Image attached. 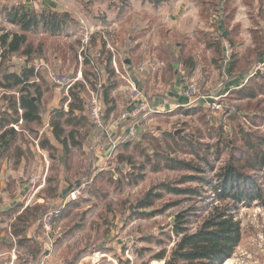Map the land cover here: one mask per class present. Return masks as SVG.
Returning a JSON list of instances; mask_svg holds the SVG:
<instances>
[{
  "label": "rangeland",
  "instance_id": "374dc122",
  "mask_svg": "<svg viewBox=\"0 0 264 264\" xmlns=\"http://www.w3.org/2000/svg\"><path fill=\"white\" fill-rule=\"evenodd\" d=\"M132 2L135 9L134 12L139 13L141 17V12H144V9L141 7L140 0ZM81 4L83 5V3ZM105 4L106 2L104 4L91 3L88 6L84 5V8L99 12V10L105 8ZM180 11L183 12V15L184 12L186 13V16H184L186 19L193 20L192 14H190L191 12L188 13L185 11L184 7L182 9L180 8ZM111 15V20H117L113 14ZM138 18H134L133 20H129L128 18L127 21H125L127 24H119V30L115 32L114 37L117 35H119V37L128 35L131 29L137 27L139 22ZM150 19L147 23L151 21ZM2 23L3 22L0 20V27H4ZM186 27L187 23H183L181 30H186ZM162 31H164V29ZM45 37L44 34L39 35L38 33L31 36L30 39L34 43H38L40 40L44 42ZM184 37L183 34H180L174 35L171 40L168 38L170 42V51L173 52V56L170 57L169 51L164 53L167 55L165 57L166 77L171 75V73L168 72V66L170 65L171 67V61H174L173 63L175 66L180 65L182 64L180 59H184L188 53H194V56L199 55L197 59L204 57L199 49L192 47L193 42H190V38L188 39L187 37V39H184ZM176 42H180V48L178 46L174 48ZM244 42L245 41L238 43V49L242 48L241 45L243 46ZM80 43L79 38L69 37L67 39H51L48 37L47 47L45 45L46 52H43L42 55L43 60L46 62L39 64V62L33 63V61L29 60L30 63H27L30 67L36 65L35 68L43 73L44 79L48 85L43 84V88L49 90L44 93L39 103V109L43 120L47 118V113L52 109L48 99H53L54 91L57 87L52 80V75H67L71 78L75 76L76 70L78 69V62L75 55ZM171 45H173V47ZM163 47L160 48L161 53L164 49ZM89 52H91L90 55H93L92 51ZM121 54L123 55L122 52ZM55 56L56 58H54ZM119 61L120 62L117 61V68L122 72L126 66H122L123 62L121 58ZM13 62L18 63L17 68L13 66V68L16 69L15 71L19 70V67L23 65L18 56L12 58L10 55L9 59L0 67V77L5 72L13 69L12 67H8V65H12ZM202 62L203 61H201V64ZM261 68L262 69L259 71L264 75V67ZM84 69L85 67H82V72ZM185 80V82L189 81L187 79ZM194 81L198 83L197 79ZM258 81L264 82V77H260L255 82ZM80 82L83 81L75 82L69 90L71 88L74 89L76 86H83V83ZM99 82L108 86V82L104 81V77H100ZM109 83H111L110 89L115 87L121 94H119V92L117 93L115 90V94L109 96L108 104L104 102L103 88L97 86L94 90L98 92L102 99L103 107H105V120L107 122L111 118L112 121H115L120 116L123 107H126L127 104L129 105L128 92L125 88V79L119 76L118 79L115 78L112 82L109 81ZM253 83L254 81L249 85H253ZM84 85L82 97L85 101V115H87L88 93L86 84L84 83ZM119 86H121V89ZM88 87L90 88V86ZM57 88L59 89H57V91L60 93L59 104L66 96V93L64 88ZM15 93V90L9 91L0 89V99L7 103L9 97L16 96L14 95ZM30 93L34 94L33 88H30ZM233 95L232 92L229 94V100H222L223 97H221L222 102L231 106L233 105V107L236 106V108H238L237 113L239 112V114H249V119L255 117V124H249L244 119L243 121L246 123L245 127L264 136V126L261 124L260 120V118L264 116V94L258 95L255 99L243 100H233V98L231 99ZM121 104L122 106L119 107ZM65 106L66 103L64 104V107ZM109 106H112L114 111L107 115L106 109ZM231 113L214 111L207 107H202L195 112H186L183 107L174 108L172 111L155 112L151 114L149 121L144 124V127L135 136L129 138L121 136V142L116 144L113 149L107 145V142L101 138V133L96 130L89 121L88 124L80 127L77 131L78 144L72 147L69 154H65L66 160L62 169V177L63 180L68 183L65 185L71 186L70 188L75 185H82L83 193L76 200L70 202L65 208H62L65 204L63 202L64 199L60 201L59 204L53 203L48 205V210L51 207V209L59 210V213L54 219V226L51 230L46 232L42 225H40L38 231L39 233L45 231L50 238H55V241L59 240L58 242L52 243L54 252L53 263L58 264L61 260L63 264L69 260L76 263V261L79 260L78 258L81 257L83 259V264H91L93 259L90 260V257H94L99 251L112 248V246L111 248L104 246L108 243L106 242L107 240L111 245H116L121 237L127 236L134 241L132 260L129 261L123 254L121 255L120 253L119 255L111 249L117 264H143L144 262L148 264H160V261H158L154 255L161 249H166L169 253L174 247L178 240V237L173 232L175 226L182 224V226L186 227L187 232H194L203 222L209 206L214 201L215 203H219V201L215 199L216 194L214 187L219 182V171L227 160L229 150H225V155L222 156L220 161L214 160L212 153H208V165L203 161L204 155L200 151V159L198 160L195 155L189 152L183 153L182 150L185 149L177 150L176 152L171 150L173 152L172 155H175L179 159L193 160L202 164L204 172L196 174L205 178V181L202 183L192 181L181 183V179L184 176L193 175L191 172L169 169H160L156 171L151 162H147L146 155L151 154L153 151L152 147H155V145L159 143H161V147H164L166 143H171L168 136H166L167 133H172L175 138L178 136L184 137V135L192 136L193 139H200V141L209 144L215 143L218 137L227 139V137H231L232 131L236 130L237 125L242 120V118H240V121L236 118L231 120L229 118L233 115ZM229 114L231 115L228 116ZM220 128L222 129L221 133H219ZM43 133H45V131H43ZM143 133H145L146 136L148 135V137L143 138ZM150 137L157 138L159 142L149 141ZM101 140L105 143L101 144ZM127 141L130 143L129 147L124 149L123 143ZM147 141L150 142V146L146 144ZM238 143H240V141L237 140L236 145L239 146ZM93 144H95V147L96 145L99 147L98 151L94 150ZM59 154H62L61 150H58L56 156ZM125 159H129L131 163L126 162ZM56 163L57 161H55V164ZM51 173L60 175V168L58 167L57 171H52ZM256 178V183L260 187V198L249 203L244 199L238 204V219L242 230V239L233 256L223 264H264V170L259 171ZM135 179H137L136 182ZM161 183L194 188L196 189V194L173 195L163 191L161 192L160 198L154 199L153 206L139 208L138 203L145 198L147 192L153 189L154 193H158L159 190L155 187ZM176 201L179 203L165 208V210L163 209L165 205ZM159 240H161L162 243H159ZM26 244L30 246L23 247L21 251L29 250V247L31 249L34 248L32 243ZM20 260L23 259L20 257Z\"/></svg>",
  "mask_w": 264,
  "mask_h": 264
},
{
  "label": "trees",
  "instance_id": "16d2710c",
  "mask_svg": "<svg viewBox=\"0 0 264 264\" xmlns=\"http://www.w3.org/2000/svg\"><path fill=\"white\" fill-rule=\"evenodd\" d=\"M197 1V4H201L203 10L208 11L207 15L213 12H218L219 14L220 7L228 11L226 15L228 20L232 18L234 14V7L232 4L235 0H223L221 3L219 2L220 0ZM242 1L249 9L254 6V2L256 1L253 7L254 14L250 12L251 9L249 10L253 18V27L250 29L253 48L249 49L247 53L240 56V58H238L236 54L231 55L232 59L229 67L231 72L239 74H247L250 72L247 80L231 91L234 94L231 96L233 100L255 99L258 95L264 94V82H255L260 77L263 78L264 75L260 71L257 72L253 69L256 59L264 56V0ZM169 2L170 0H142V3H148L154 9L166 5ZM108 3V9L115 10L118 16L132 9L129 0H108ZM206 4L209 6H206ZM0 16H3L5 23L17 27L16 31L0 27V67L9 59L12 52L25 55L28 61H35L37 58H42L43 52H46L45 45L47 44L48 37H56L67 29H74L78 24L76 18L66 11L59 12L50 9L35 11L26 9L24 6L20 5L11 7L5 6L4 8L0 6ZM101 20L106 23L105 17L101 18ZM260 23L263 24L261 25ZM38 33L46 36L44 42H42V40L38 43L31 41V36ZM196 37L199 41L204 42L206 46L212 49L216 57L214 59L215 64L223 55V40L228 39L231 43L230 31L228 30L223 31L222 35L219 37L208 32L198 33ZM185 38L186 37H184V39ZM96 39H98V35H94L91 38L88 43V49L96 45ZM105 44V40L100 38L98 49L94 51L91 50L93 53L96 52V54H93L94 56L92 55L93 62L90 63L89 57L85 59L84 64L86 67L82 72L83 82H80L83 83V86H76L74 89L71 88L68 94L60 101L59 107L51 110L49 119L50 132L52 139L59 147L55 146L45 133H42L40 136V147L47 151L49 157L54 162L50 166L52 170L55 168V161H58V156L62 155L65 163V154H69L72 147L76 146L79 142L77 140L78 129L88 124V113L85 115V101L82 97L83 87H85L84 83L93 90H95L97 86L102 87L104 91V102L106 104L109 103L108 98L113 89H110L111 83H108L107 86L99 82L100 77H104V75L108 74V77L111 78L115 74L114 68L110 64L112 52L104 49ZM171 46L173 47V45ZM163 48V54L169 51L170 57L173 56V52L170 51V43L164 45ZM160 50L161 49L158 50V55L159 52L161 53ZM88 51L89 50H87L86 53L91 56V52L89 53ZM180 60L182 65L184 64L189 71L194 67L191 58L187 57ZM173 62H170L171 67L168 64V72L171 73V77H173L175 69ZM8 67L13 68V65H8ZM13 69L5 72L0 77V89L9 91L15 90L18 94V96L15 93L14 95L16 96L9 97L8 102L6 103L5 101L0 110V129L7 128L4 130L3 135H5V133L10 134V139L6 142L1 153L8 150L14 142V129L10 128L12 125L17 124L20 119L26 123L33 122L39 124L42 122L39 103L44 93L49 90L43 88V84L47 85L44 75L34 66L22 69L19 74ZM252 81H254L253 85H249ZM30 88L34 89V99H32ZM226 97V100H229L230 96L227 95ZM65 103L66 106L64 107ZM234 107L235 109L225 108L223 111L224 113L232 112L231 114L233 115H228H231L229 117L231 120L236 118L240 121V118H242L236 130L232 131L231 137H227V139L218 137L215 143L209 144L200 141V139H193L192 136L184 135V137L178 136L175 138L172 133H167L166 136H168L171 143H166L164 147H161V143H159L155 145V147H152L153 151L151 154L146 155L147 162H151L154 170L169 169L191 172L193 175L184 176L181 179V183L188 181L202 183L205 181V178L196 175L204 172L202 164L193 160L179 159L175 155H172V151L176 152L177 150L185 149L182 150L183 153L189 152L195 155L198 160L200 159L199 155L201 152L204 155L203 161L208 165V153L211 152L214 160L220 161L222 156L225 155V150H229L227 160L219 171V182L214 187L216 194L215 199L218 200L219 203H215L214 201L209 206L203 222L194 232H187L186 227L182 226V224L175 226L173 232L178 237V240L174 247L169 253L166 249H161L154 255L156 259H163L164 264H223L233 256L236 248L241 242L242 230L238 219V204L244 199L249 203L260 198V187L256 183V177L259 171L264 170V136L245 127L246 123L243 120L245 119L249 124H255V117L250 118V120L249 114H239V112L237 113L238 108H236V106ZM200 108H202V106L195 105L192 107H185V111L195 112ZM106 110L107 115H109L113 107L109 106ZM260 120L261 124L264 126V116L261 117ZM30 132L32 134L35 133L34 137H36L39 131L30 129ZM221 132L222 129L220 128L219 133ZM142 137L147 138L148 135L146 136L145 133H143ZM237 140L240 141V143H238L239 146L236 145ZM149 141L159 142L155 137H150ZM149 141H147L146 144L150 146L151 144ZM129 144V141L123 143L124 149H127ZM58 150H61L62 154L56 156ZM125 160L131 163L129 159ZM46 180L48 187L45 189V193L48 197L54 198L60 183L58 175L49 174ZM136 181L137 179H135V182ZM76 186L78 185L73 187ZM155 188H158V193H154L153 189L148 191L145 198L138 203L139 208L153 206L154 199L160 198L161 192L163 191L173 195L196 194V189L194 188L179 187L170 183H161ZM70 202L72 201L67 202L63 208ZM178 203L179 202L176 201L167 204L163 209L165 210V208ZM46 210H48L47 207L42 204L28 205L16 217V221L11 224L10 228L12 235H21V238L18 240L19 244L28 241L27 237L24 236L27 228L32 222H36L39 219L42 221L43 215L47 212ZM158 242L162 243L161 240ZM68 264H74V261ZM143 264L148 263L144 262Z\"/></svg>",
  "mask_w": 264,
  "mask_h": 264
},
{
  "label": "crops",
  "instance_id": "0c3cea01",
  "mask_svg": "<svg viewBox=\"0 0 264 264\" xmlns=\"http://www.w3.org/2000/svg\"><path fill=\"white\" fill-rule=\"evenodd\" d=\"M129 1L133 10H129L127 13L120 16H118L115 10L108 9V0H0V6L4 8L5 6L11 7L20 5L24 6L26 9L35 11L50 9L52 11H66L70 13L76 18V21H78L77 26L74 29H67L65 32H62L53 38L67 39L73 37L77 39L79 38L81 41V37L84 33L89 32L90 41L94 35H98L95 46L91 48L89 47L88 49L87 44V50L89 51L97 50L100 38H103L106 42L104 49L112 52L110 64L112 61H115L117 64V61L120 62L119 60L121 58V61L123 62L122 66H126L122 72L120 71V74H114L111 78L108 77V74L104 75V81L109 83V81H112L115 78L118 79L119 76L122 77L127 72L130 73L138 85L144 90L149 106L153 109H157L158 112L172 111L177 107H190V105H188L189 99H187L183 93L184 84L186 83L185 79L192 81L197 79V84L200 87L201 93L207 98L221 96L223 97L222 99H226V96H229L233 89L244 83L249 77L250 72L247 74H239L231 72L229 67L232 54H236L238 58H240V56L246 54L249 49L253 48L250 29L253 27L252 14H254L253 7L255 6L256 1L254 2V6L250 8L251 14L249 12V7L242 0H235L232 4L234 7V14L229 20L226 18L228 11L223 7H220L219 14L218 12H213L212 14L207 15L208 11L203 10L201 4H197V0H170L169 3L157 9H154L148 3H142V0H140L141 7L144 9V12H141V17L139 16V13L134 12L135 9L132 1L135 0ZM222 1L223 0H220L219 2L221 3ZM105 2L107 5L105 4V8L99 10V12L84 8V5L88 6L91 3L104 4ZM81 3H83V5ZM206 6L209 5L206 4ZM183 7L188 13L191 12L190 14H192L191 16L193 17V20H188L184 17L186 16V13L184 12L183 15V12L180 11V8L182 9ZM111 14H113L117 20H111ZM103 17L106 18V23L101 20ZM128 18L129 20L138 18L139 22L137 27H132L134 29H131L128 35L120 37L117 35L114 37L115 32H118L119 30V24H127L125 21H127ZM149 19L151 21L147 23ZM0 20L3 22L2 24L6 29L17 30L15 25L5 23L3 16H0ZM183 23H187L186 30H181ZM260 24L262 25L263 23ZM163 29L164 31H162ZM225 30L230 31L231 43L228 39L223 40V50L226 42L230 44L232 50L227 59L223 52L222 57L215 64L214 59L216 57L212 49L206 46L204 42L199 41L196 36L198 33L208 32L219 37ZM180 34H183L186 39L187 37L188 39L190 38V42H193L192 47L199 49L204 57L197 59L199 55L194 56V53H188L185 58H191L192 63H194V67L191 71H189L184 64H180L181 66L174 65L175 69L173 77H171V75L166 77L167 70L165 66V57L167 55L163 54V52L158 55V50L161 46L163 47L170 43L168 38L171 40L174 35ZM242 41L245 42L243 46L241 45L242 48L238 49L237 45ZM177 46L180 48V42H176L174 48ZM78 52L79 51L77 50L75 57L77 58L78 69H80L81 63L78 60ZM93 54H96V52ZM15 56H18L19 60L22 62L21 64H23L19 67V70L15 71L17 74H19L22 69L30 67V65L27 64L30 63V61L27 60L25 55L19 56L16 52H12L11 57L15 58ZM54 58H56V56ZM126 58L129 60V64L124 63ZM143 59L146 62L149 60V63L158 62L159 65H156V68L152 69L151 66L147 64L144 66V69L140 70L139 67ZM201 61H203L202 64ZM37 62L43 64L42 62L46 61L43 60V58L33 61V63ZM261 62H264V56L256 59L253 69L256 70L258 63ZM17 64L18 63H12V65L15 66L14 68H17ZM84 65L85 64L81 67H86ZM78 69L76 70V73ZM120 87L121 86H119V88ZM57 89L58 88L56 87L53 99H48L50 106H52L51 110L60 105V103L58 104L60 93ZM115 90L117 93L119 92V90L114 87L110 92V96L115 94ZM31 94L34 99L35 97L33 96V93ZM119 94L121 93L119 92ZM16 95L18 96L17 93ZM4 103L5 102L0 99V110ZM197 105L204 107L200 102ZM121 106L122 104L119 107ZM128 107L129 105L127 104L126 107H123L122 111ZM51 110L47 113L46 119L43 120L41 118L42 122L39 124L33 122L26 123L20 119L17 124L12 125L10 128L14 129V142L12 141L13 144L3 153H1V151L6 142L10 139V134L5 133V135H3L4 130L7 128L0 129L1 264H54L52 243L58 242L59 240L55 241V238H50L45 231H41V233L38 232L40 225H42L40 219L36 222H32L27 228L24 236L27 237L28 241L23 244L18 243L21 235H12L10 228L11 224L16 221V217L28 205L42 204L45 207H48V205L53 203L59 204V202L62 201L71 190V186L65 185L68 183L63 180L62 177V169L64 166L63 156H58V161L55 168L52 170L50 169V166L54 163L53 160L49 157L47 151L39 145L40 136L43 131H45V135L51 139L55 146L59 147L52 139L50 132L49 119L51 116ZM113 111L114 110H112L111 113ZM108 122L113 123L112 118ZM143 127L144 124L138 126V132ZM30 129L39 131L38 135L34 137L35 133L32 134ZM114 131L115 136L118 135L119 138L116 141V144H118L121 142L120 137L125 134V128L119 125ZM35 140H37V144L35 143ZM100 142L101 144L105 143L102 140ZM93 148H95L94 150H99V147L97 145L95 147V144H93ZM58 167L61 172L60 175L57 174L60 182L58 191L54 198L48 197L45 193V189L48 187L46 179L49 174H53L51 173L52 171H57ZM32 175H35L34 182L31 180ZM106 242L108 243L104 246L109 248L112 246L111 249H113L115 253L119 255L121 253L122 255V249L124 247L120 240L117 241L116 245H111L108 240ZM26 243H32L34 248L31 249L29 247V250L21 251L23 247L30 246ZM111 249L99 251L97 255L90 257V260L93 259L91 264H117L116 258ZM20 257L23 260H20ZM78 259L79 260H77L76 263L74 262V264H83V259L81 257ZM61 261L58 264H63ZM71 261L72 260L66 261L64 264H68ZM158 261H160V264H164V260L158 259Z\"/></svg>",
  "mask_w": 264,
  "mask_h": 264
},
{
  "label": "built area",
  "instance_id": "2783aa9c",
  "mask_svg": "<svg viewBox=\"0 0 264 264\" xmlns=\"http://www.w3.org/2000/svg\"><path fill=\"white\" fill-rule=\"evenodd\" d=\"M89 41V32H85L81 37V43L78 47V60L81 63V66L84 64V61L87 57L90 59V63L93 62L92 56H89L87 52V44ZM231 46L228 42L224 45V53L226 58H228L231 52ZM147 60V59H146ZM146 62L144 59L141 62L139 67L140 70L144 69L145 65H150L152 69L156 68V65H159L158 62H151L149 60ZM111 65L114 68V72L116 75L120 74L119 69L117 68V64L115 61L111 62ZM78 69L77 73L73 78L68 77L67 75H52V80L57 87H61L65 89V93H68L69 88L78 81H83L82 77V67ZM161 66V65H160ZM264 67V62L258 63L256 69L261 70ZM126 81V89L129 99V107L120 113V116L113 121V123H109L105 120V111L102 103V99L97 91L90 89L88 85H86L88 98H87V113L88 118L92 126L101 133V138L107 142L111 149H113L116 145V141L119 139L118 135L115 136L114 129H117L119 125L125 128L124 137H133L138 133V126H142L147 123L151 117L152 113L158 112L157 109H153L149 106L144 90L138 85V83L134 80L130 73H126L125 76H122ZM184 95L189 99L190 107L197 105L199 102L202 103L204 107H207L214 111H224L225 108L234 109L233 106L225 104L221 100V96L207 98L203 95L199 86L195 81L189 80L184 84L183 89ZM117 137V139H116ZM121 138V137H120ZM37 144V140H35ZM35 175L31 176V180L34 182ZM83 193L82 185L73 187L67 195L64 197L63 202L66 204L69 201L76 200ZM64 204V205H65ZM64 207V206H63ZM62 207V208H63ZM59 210L57 209H49L42 217V227L46 232L51 230L54 226V219L57 217ZM120 241L124 247L123 255L125 258L132 260V249L134 247V241L132 238L123 236L120 238ZM1 264V261H0Z\"/></svg>",
  "mask_w": 264,
  "mask_h": 264
},
{
  "label": "water",
  "instance_id": "95a60500",
  "mask_svg": "<svg viewBox=\"0 0 264 264\" xmlns=\"http://www.w3.org/2000/svg\"><path fill=\"white\" fill-rule=\"evenodd\" d=\"M125 64H129V60L126 58L125 61H124ZM256 71L258 72L259 69H256ZM33 99V98H32Z\"/></svg>",
  "mask_w": 264,
  "mask_h": 264
},
{
  "label": "bare ground",
  "instance_id": "6f19581e",
  "mask_svg": "<svg viewBox=\"0 0 264 264\" xmlns=\"http://www.w3.org/2000/svg\"><path fill=\"white\" fill-rule=\"evenodd\" d=\"M225 263V262H224Z\"/></svg>",
  "mask_w": 264,
  "mask_h": 264
}]
</instances>
